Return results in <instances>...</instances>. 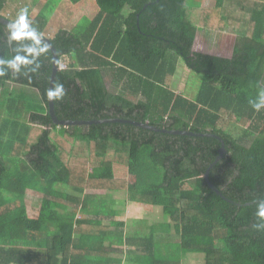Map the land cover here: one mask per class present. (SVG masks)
Returning <instances> with one entry per match:
<instances>
[{
    "label": "trees",
    "instance_id": "obj_1",
    "mask_svg": "<svg viewBox=\"0 0 264 264\" xmlns=\"http://www.w3.org/2000/svg\"><path fill=\"white\" fill-rule=\"evenodd\" d=\"M93 1L98 13L84 31L64 30L51 39L60 58L73 52L80 66L58 72L59 120L117 118L220 135L227 153L210 180L224 197L204 180L219 154L215 137L120 123L55 125L49 114L52 51L0 23V264H122L112 254L127 242L124 234L68 208L73 203L82 213L122 215L123 207L117 212L96 194L120 191L130 202L162 207L172 221L153 225L141 249L131 252V264H180L187 254L204 255L206 264H264V217L258 215L264 106L254 107L264 100V0L196 7L187 0ZM38 8L40 0H0V17L44 36L48 17ZM221 29L237 35L231 58L192 50L198 36ZM180 60L203 76L194 101L171 90ZM117 64L138 102L108 91L106 71ZM115 163L126 166L135 183L116 178ZM28 190L44 194L37 216L27 213ZM171 229L180 238L179 255L169 260L162 246Z\"/></svg>",
    "mask_w": 264,
    "mask_h": 264
},
{
    "label": "rangeland",
    "instance_id": "obj_2",
    "mask_svg": "<svg viewBox=\"0 0 264 264\" xmlns=\"http://www.w3.org/2000/svg\"><path fill=\"white\" fill-rule=\"evenodd\" d=\"M50 1V2H49ZM210 2L211 5H214V1L210 0H187V4L189 6H198L202 5L203 3ZM40 4L42 8H38L35 12H39L43 10L45 14L48 17V27L46 30V34L49 38H53L57 33L64 31L66 29H71V25H75V27L72 29L74 30L75 34H80V32L84 31L88 26L90 21L93 19V17L96 16L98 12L97 5L94 7L93 0H81L78 4H71L70 0H40ZM88 4L90 5V9L88 10ZM237 40V35L230 31L229 29H221L218 30V32H213L212 34H206L203 36H198V39L195 42L193 50L198 53L203 54H209V55H216L221 56L224 58H231L233 55V49L234 45ZM67 62V61H66ZM181 65L179 69L176 71L175 75L173 76L172 85L171 88L173 90H176L178 93L181 91L184 93V95L190 96V98H195L196 90L201 85L203 76L200 74H196L194 72L189 71V69L185 66L183 61L179 64ZM109 79V77H108ZM123 79L122 84L119 86L117 85H111L109 86L110 91L119 92L117 90L124 89V86L129 85L127 82L129 79L128 77H122ZM110 81V80H107ZM108 87V86H106ZM115 89V90H114ZM117 89V90H116ZM126 95L131 99L137 102L139 99L138 97H133L132 95L126 93ZM193 95V96H192ZM1 119V116H0ZM2 120V119H1ZM22 121V122H21ZM23 125H27L28 122L26 120L20 119V121ZM21 130V128L19 129ZM261 133H264V122H262V130ZM256 134V133H254ZM6 139V138H5ZM251 137L247 139V142H249ZM117 166H120L121 168L125 167L123 164H117ZM120 174L123 171V169H120ZM116 176H119L117 174ZM121 176V175H120ZM123 177L128 178L131 182H135L136 178L131 177L130 174H126ZM120 177V178H123ZM129 181V182H130ZM65 189H67L65 187ZM101 193V192H96ZM125 194L126 192H117L116 196L119 198V200H125ZM111 195V194H109ZM114 195V194H113ZM43 197V194L41 193H35V192H29L27 194L28 198V214L31 216H37V213L39 211V207L41 204V199ZM108 205H111L113 209L120 210L122 208V205L119 204V201L115 202L114 205L112 204V201L110 198L106 200ZM117 203V204H116ZM133 205V204H132ZM130 206L128 214L124 216V219L126 222L130 219H142V218H149V219H155L159 218L161 216V213H163L164 210H160V207H147V206H139L134 205ZM33 206V207H32ZM32 207V208H31ZM105 208V211L108 213L110 207L103 206ZM70 210L76 209L78 212L80 211V207L76 204L69 203ZM160 208V209H158ZM103 217V220L108 218L110 219V216L105 215ZM134 221V220H132ZM106 222V221H105ZM113 228V227H112ZM111 228V229H112ZM134 228H137L135 226ZM133 228V229H134ZM128 230V228H125ZM165 238V236H163ZM179 235L175 233V230L173 229V235L171 238H166V240L163 242V252L164 256L168 258L169 260L177 259V256L179 255ZM137 240V246L139 245V242H141L140 237H138ZM136 246V247H137ZM143 246V245H142ZM123 254L122 252H114L112 254L114 257L123 259L122 264H131V257L133 254H131L130 251L134 250L129 245H123ZM140 250V249H139ZM141 252V251H140ZM135 254V252H134ZM134 256V255H133ZM180 264H206V258H204V255L200 254H187V255H181L178 259Z\"/></svg>",
    "mask_w": 264,
    "mask_h": 264
},
{
    "label": "crops",
    "instance_id": "obj_3",
    "mask_svg": "<svg viewBox=\"0 0 264 264\" xmlns=\"http://www.w3.org/2000/svg\"><path fill=\"white\" fill-rule=\"evenodd\" d=\"M94 2V1H93ZM96 3L94 2V7L96 6L95 5ZM88 10L90 9V5L88 4V8H87ZM98 13V12H97ZM124 13L125 14H128V9H125V11H124ZM97 15V14H96ZM94 18V17H93ZM71 29H66L68 32H72L73 34H74V30H72L74 27H75V25H71ZM47 30V29H46ZM58 34V33H57ZM56 34V35H57ZM55 35V36H56ZM45 37H47V38H49L48 36H47V34L45 33V35H44ZM54 36V37H55ZM53 37V38H54ZM49 39H52V37L51 38H49ZM195 45V44H194ZM193 48H194V46H193ZM193 48H192V50H193ZM194 51V50H193ZM195 52V51H194ZM216 56V55H215ZM218 57H221V56H218ZM101 58H105V59H108V60H110V61H112V58L111 57H103V56H100V59ZM222 58H224V57H222ZM67 61V62H66ZM181 63V60L178 62V65H177V70L179 69V67L181 66V65H179ZM61 65H66L67 66V68L71 65H73L74 67H76V68H80V66L78 65V63H77V61H76V58H75V55H74V53L73 52H71V53H69V54H66V55H64L62 58H60V66ZM121 66V64H117V65H111L110 67H109V69L106 71V75H105V84H106V86H108V91L110 92V93H112V94H114V95H119V94H123V95H125V97L127 98V99H130L127 95H126V93H128V94H130V95H132L133 97H138L139 99L137 100V102L139 101V100H141V96L139 95V96H135L131 91H130V89H128V88H126L125 89V87L126 86H124V89H121V91H120V89L119 90H117V91H119V92H115V91H110L109 90V86H110V84L111 85H117V86H119L120 84H122V81H123V79H121V76L123 77H127V75H124L123 74V72L122 71H120V70H117V68H119ZM186 66V65H185ZM187 67V66H186ZM62 68H60V70H61ZM176 70V71H177ZM190 71V70H189ZM192 72V71H191ZM108 77H109V79H108ZM107 80H110V81H107ZM128 82V81H127ZM129 83V82H128ZM200 87V86H199ZM199 87L197 88V89H199ZM115 90V89H114ZM171 90L172 91H174L176 94H179V95H182L183 97H185L187 100H190V101H194L195 100V98H196V95H195V98L193 99V98H190V96H188V95H184V93H182L181 91L178 93L176 90H173L172 88H171ZM197 91L198 90H196V94H197ZM193 96V95H192ZM131 100V99H130ZM133 102H136V101H134V100H132ZM36 124H32V126H35ZM37 126H40V127H42L41 125H38L37 124ZM80 127V126H79ZM81 127H83V126H81ZM68 128V127H67ZM117 164H119V163H115L114 164V173H115V176L117 175V174H119V176H116V178H120V177H123L124 175H126V174H130L129 173V170H128V168L125 166V167H123V168H121L120 166H117ZM119 168L120 169H123V171L121 172V174H120V170H119ZM121 175V176H120ZM131 177H134V176H132V175H130ZM124 179H127L128 181H130L128 178H125V177H123ZM136 181V180H135ZM130 183H135V182H131L130 181ZM29 192H37V193H41V192H38V191H34V190H28L27 192H26V195H25V204H26V207H27V213L29 212V209H28V198H26L27 197V194L29 193ZM122 192H124V191H122ZM126 192V191H125ZM116 193L117 192H115V193H109V192H101V193H96V194H99L98 196L100 197H98L101 201H106V200H108V198H110V200L112 201V204H114L115 202H117V201H119V204H121L122 205V207L125 209V212H124V214H122V215H116V216H114V217H110V219L108 218V220H106V219H104L103 220V217H105L104 216V214L105 213H103L102 211H95L94 212V209H93V211H91V212H89V213H82V212H80L79 211V213H78V217H81V218H86V217H89V218H98V219H100V220H102V223L103 224H111V231H112V234H114V235H117V236H120L122 233L124 234V237H126V240H127V242L126 243H123L119 248H117V249H119V252L121 251L122 252V254H123V248H122V246L123 245H129L131 248H133L134 250H132V251H130V252H135V254H136V252H138L139 251V249H141V246H140V243L142 242H139V245L137 246V240H136V238L138 239V237H140V240H143V238L144 237H147V236H149L151 233H152V230H153V225L154 224H156V225H158L159 223H161V222H172L171 221V219L170 218H167L166 216H165V214H164V211H163V213H161V216L159 217V218H155V219H149V218H142V219H130L129 220V222L127 221L126 222V220L124 219V216H126V214H128V211H129V208H130V206L132 205V206H134V205H139V206H147V207H155V208H157L156 206H150V205H146V204H140V203H135V202H130V201H128L127 200V192H126V194H125V200H119V198H117V196H116ZM41 194H43V193H41ZM109 194H111V195H109ZM114 194V195H113ZM43 197H44V194H43ZM43 197H42V199H41V201L43 200ZM106 203H108L107 201H106ZM117 204V203H116ZM33 207V206H32ZM31 207V208H32ZM40 207H41V204H40ZM40 207H39V211H40ZM69 208V207H68ZM161 208V209H160ZM160 208H158V209H160V210H163V208L162 207H160ZM70 209V208H69ZM39 211H38V213H37V215L39 214ZM117 212H119V211H117ZM98 214H100V215H98ZM29 215V214H28ZM106 215V214H105ZM132 220H134V221H132ZM106 221V222H105ZM114 221H123V222H125V225H116L115 223H114ZM135 226H137V228H134ZM125 228H128V230H126ZM134 228V229H133ZM164 234V236H165V238H171L172 237V234H173V229H171V232L170 233H163ZM128 240H129V242H128ZM114 245H116V244H114ZM137 246V247H136Z\"/></svg>",
    "mask_w": 264,
    "mask_h": 264
},
{
    "label": "water",
    "instance_id": "obj_4",
    "mask_svg": "<svg viewBox=\"0 0 264 264\" xmlns=\"http://www.w3.org/2000/svg\"><path fill=\"white\" fill-rule=\"evenodd\" d=\"M0 23L6 26L7 28L18 32L28 38H32L38 41H41L45 43L49 49L52 51L53 54V67H52V74L50 79V85H49V114L51 116V119L53 123L59 127H76V126H91V125H103V124H125V125H131L136 128L146 129V130H153L158 132H164V133H170L175 135H190V136H212L220 140L221 146L219 148V154L217 155L216 159L210 164V167L208 168L206 174H204V180H206L208 186L214 190L219 196H223L222 192L211 182L210 180V174L212 169L216 166V164L223 159L225 154L227 153V147L224 139L215 133H201V132H193L190 130L185 129H168V128H158L156 126H152L149 123H141L133 120H127V119H103V120H90V121H84V120H59L56 114V107H55V86L57 81V75L60 70V56L57 51V48L53 41L45 36H39L34 33L26 31L24 28L16 25L15 23L0 17Z\"/></svg>",
    "mask_w": 264,
    "mask_h": 264
},
{
    "label": "clouds",
    "instance_id": "obj_5",
    "mask_svg": "<svg viewBox=\"0 0 264 264\" xmlns=\"http://www.w3.org/2000/svg\"><path fill=\"white\" fill-rule=\"evenodd\" d=\"M61 68V66H60ZM261 96L264 97V92L261 93ZM261 106H264V100H262V103L261 104H255L254 107L258 110ZM258 215L260 217H264V206H261L260 207V210L258 212Z\"/></svg>",
    "mask_w": 264,
    "mask_h": 264
},
{
    "label": "built area",
    "instance_id": "obj_6",
    "mask_svg": "<svg viewBox=\"0 0 264 264\" xmlns=\"http://www.w3.org/2000/svg\"><path fill=\"white\" fill-rule=\"evenodd\" d=\"M61 68L65 69V68H67V66L66 65H61Z\"/></svg>",
    "mask_w": 264,
    "mask_h": 264
}]
</instances>
